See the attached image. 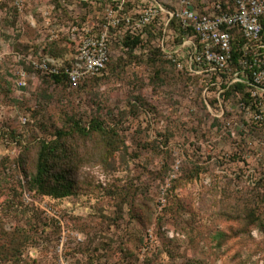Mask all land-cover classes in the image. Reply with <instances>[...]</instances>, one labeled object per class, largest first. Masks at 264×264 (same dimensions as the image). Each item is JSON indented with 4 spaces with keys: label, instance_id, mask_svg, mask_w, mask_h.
Masks as SVG:
<instances>
[{
    "label": "rangeland",
    "instance_id": "1",
    "mask_svg": "<svg viewBox=\"0 0 264 264\" xmlns=\"http://www.w3.org/2000/svg\"><path fill=\"white\" fill-rule=\"evenodd\" d=\"M65 1L77 7L0 1V244L25 243L36 264H264V126L243 122L234 92L205 95L153 35L137 52L117 42L103 74L75 87L35 69L31 55L76 50L50 29L104 23ZM43 141L61 148L52 177L68 195L31 185Z\"/></svg>",
    "mask_w": 264,
    "mask_h": 264
},
{
    "label": "built area",
    "instance_id": "2",
    "mask_svg": "<svg viewBox=\"0 0 264 264\" xmlns=\"http://www.w3.org/2000/svg\"><path fill=\"white\" fill-rule=\"evenodd\" d=\"M13 1L23 9V0ZM82 1L93 5L104 23L50 29V41L65 32L76 50L67 57L31 55L35 69L45 75H65L71 86H78L103 74L115 42L124 47L127 36H138L145 43L150 30L152 44L178 70L200 78L205 95L214 92L220 99L234 92L243 122L264 126V0H201L198 4L178 0L173 7L161 0ZM27 75L25 69L19 70L20 86L27 85ZM224 113L217 117L223 119Z\"/></svg>",
    "mask_w": 264,
    "mask_h": 264
},
{
    "label": "trees",
    "instance_id": "3",
    "mask_svg": "<svg viewBox=\"0 0 264 264\" xmlns=\"http://www.w3.org/2000/svg\"><path fill=\"white\" fill-rule=\"evenodd\" d=\"M54 1L58 2L59 0L58 1L54 0ZM148 34L150 36H152V33L150 30H148ZM147 42H145V43H147ZM116 43L117 42H115L114 44H116ZM145 43H143L141 38L138 36H127V38L124 40V47L131 50L132 52H136L135 50L140 49V47H142ZM114 44L111 46V49L114 46ZM154 48L157 52L161 53L162 57H164V54L160 48L156 47L155 45H154ZM165 59H167V58H165ZM168 61L171 62L176 67V65L172 61H170V60H168ZM109 63H110V61L108 62V65H109ZM179 72L184 77L192 79V80H195L198 78V77H192V76L186 75L181 71H179ZM47 76L53 78L56 81H65L70 85V83L67 80V78L65 77V75H47ZM93 78L94 77L88 78V79L80 82L78 85L86 82L87 80L93 79ZM240 88H241L240 86L235 87V89H240ZM201 89H202V87H201ZM92 128L96 129L98 131L103 130L101 128L100 123L97 120L94 121ZM108 141H109V144H111V139H108ZM53 143H55V142L50 143L48 141H43L41 143V146H40V149L38 152V157H37L36 172L33 175L31 185H33L35 190L41 195H53L55 197L65 196L71 192V190L69 189L70 184L63 182L62 173L55 174V176L52 177V167H51L52 160H54L57 157V150L61 149L59 147H55V145ZM38 224L42 225L43 221L39 220ZM38 230H39L38 228L33 229L34 234L32 236L30 235V233H27L26 231H24V229H21V231H20L21 233H19V232L18 233L21 236V238L22 237L24 238L22 240L23 242H28L29 240L31 241L34 239V235L36 236L37 233L39 232ZM31 243L28 242V244H31ZM5 245L6 244L4 242L2 244H0V248H1L0 249V260L6 261V260L10 259V260H13L14 262L16 261L17 264H19V260H20V261H24L23 264H36V261H34V260H33L34 261L33 263H29V262H26L22 258V254H23L22 249H23L24 245H26L25 243H21V241L18 243H10L4 249Z\"/></svg>",
    "mask_w": 264,
    "mask_h": 264
},
{
    "label": "crops",
    "instance_id": "4",
    "mask_svg": "<svg viewBox=\"0 0 264 264\" xmlns=\"http://www.w3.org/2000/svg\"><path fill=\"white\" fill-rule=\"evenodd\" d=\"M63 1H64V3H63ZM59 2H61V4H62V6H67L68 8H76L77 6L75 5V4H73V3H71V4H69L67 1H65V0H59ZM51 7H54L55 8V5L54 4H50L49 5V8H51Z\"/></svg>",
    "mask_w": 264,
    "mask_h": 264
}]
</instances>
